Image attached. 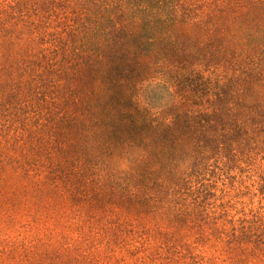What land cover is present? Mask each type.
<instances>
[{"label":"rangeland","instance_id":"rangeland-1","mask_svg":"<svg viewBox=\"0 0 264 264\" xmlns=\"http://www.w3.org/2000/svg\"><path fill=\"white\" fill-rule=\"evenodd\" d=\"M207 2L198 0V9ZM34 3L0 0V25L8 20L0 34V264H264L258 120L246 122L256 132L228 131L209 155L188 159L194 176L183 179L172 161L139 176L136 149L98 146L92 123L80 132L62 119L66 111L82 121L74 94L64 102L58 85L29 82L25 66L42 46L47 21ZM75 20L57 16L49 26L70 52ZM200 50L191 62L215 82H228L244 65L228 50L207 63L213 50ZM156 82L138 84L136 99L167 117L172 100ZM238 101L248 118L255 108ZM17 143L24 151L15 152Z\"/></svg>","mask_w":264,"mask_h":264},{"label":"trees","instance_id":"trees-1","mask_svg":"<svg viewBox=\"0 0 264 264\" xmlns=\"http://www.w3.org/2000/svg\"><path fill=\"white\" fill-rule=\"evenodd\" d=\"M35 1L34 14L44 12L47 21L42 46L25 66L29 82L52 90L58 85L64 102L74 94L82 121L66 111L62 119L80 132L92 123L98 146L136 149L139 176L161 172L172 161L189 178L188 159L209 155L228 131L256 132L246 127L251 118L264 129V0H209L202 10L198 0ZM73 15L78 37L70 52L49 26L57 16ZM209 47L207 63L226 50L236 63L244 61L228 82L205 78L191 62ZM149 79L160 81L154 87L172 100L167 117L137 102L138 84ZM236 97L255 108L248 118L238 112ZM18 143L15 152L24 151Z\"/></svg>","mask_w":264,"mask_h":264}]
</instances>
